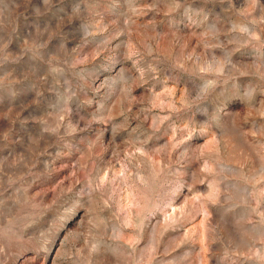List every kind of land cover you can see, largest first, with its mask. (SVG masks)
<instances>
[{"label":"rangeland","instance_id":"rangeland-1","mask_svg":"<svg viewBox=\"0 0 264 264\" xmlns=\"http://www.w3.org/2000/svg\"><path fill=\"white\" fill-rule=\"evenodd\" d=\"M0 264H264V0H0Z\"/></svg>","mask_w":264,"mask_h":264}]
</instances>
